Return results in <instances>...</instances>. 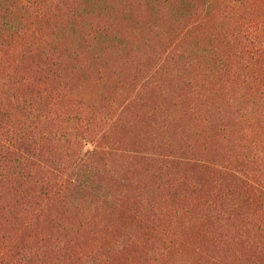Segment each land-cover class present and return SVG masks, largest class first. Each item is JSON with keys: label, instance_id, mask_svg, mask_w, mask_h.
<instances>
[{"label": "trees", "instance_id": "16d2710c", "mask_svg": "<svg viewBox=\"0 0 264 264\" xmlns=\"http://www.w3.org/2000/svg\"><path fill=\"white\" fill-rule=\"evenodd\" d=\"M93 1L0 0V264H111L122 250L264 264V0H99L133 18L188 11L157 63L127 76L124 29ZM107 51L115 91H84L75 75ZM163 71L176 90L138 111Z\"/></svg>", "mask_w": 264, "mask_h": 264}, {"label": "rangeland", "instance_id": "374dc122", "mask_svg": "<svg viewBox=\"0 0 264 264\" xmlns=\"http://www.w3.org/2000/svg\"><path fill=\"white\" fill-rule=\"evenodd\" d=\"M108 2H111V0H108ZM112 2L120 6L122 0H112ZM92 4L94 6H90L89 13H94L93 15H98L101 18L107 16L115 18L117 19L116 22L120 25V27L124 29L123 36H119V46L122 47L120 55L124 57L123 59L125 60L123 61H126V66L122 69L123 72L120 73V75L123 76H127V74L130 73V71H128L127 69L134 67V65L136 64L145 67L155 65L159 59L161 51L168 45V42L171 37H174L178 31V26L176 22L177 18L184 20V18L188 17L187 10L185 11V9L183 8L175 7L172 3H167V6L166 4L163 5L162 3H158L155 9H140L138 10L140 15L136 18H133L127 14L124 15L123 13L119 15L113 10V8L101 10L99 0H94ZM133 29H136L137 31H132ZM200 39H204V34H199L196 32L195 35H193V37L186 43V45H189L190 43L189 46L194 48L193 53L196 55L204 53L202 49V47L204 46V41ZM117 55L118 53L111 55L110 51H107V56L104 63H101L98 60L94 62V64H91V67L85 70H81L75 75L76 78H80V82L83 84L82 89H84V91H94L96 94H101L102 92L110 94L111 91H115L114 85L117 82V75L115 74V69L113 71L112 67L115 65L114 59H116V61H120V59L115 58ZM199 58L200 57H198V59ZM107 61H109V63L111 62V64L107 65L108 67H104V64H106ZM181 63L182 58L177 60L174 59L169 62V67L173 69L172 71H177L176 68L180 66ZM96 69L98 71H101V73H99L98 71H96L95 73ZM131 73H133V70ZM98 76L102 77L97 80L96 78ZM173 76V72L167 73L163 71L162 73H156L155 77L151 78L149 82L147 81V84L145 86L140 87V89H142L141 91L143 92L137 98L139 99L137 100V102L139 101L142 104L140 106H137V103L135 104L136 100L133 101V105L135 104V108L141 112L143 110L145 111L148 106L143 105V103H152L154 100H156V98L158 97V91H167V89L168 91H175L176 89H172L173 86H170ZM134 106H132V110H134ZM143 123H145L144 120ZM140 125L141 122H139L135 126V128L132 129V133L137 132L141 127ZM126 223L127 222L125 221V219H123V222L120 225L126 226L127 230L129 231V237H136L137 233L136 231H134V228H130L129 225H127ZM194 229H197V226L194 227ZM115 239L121 240L122 237L117 235ZM197 243L201 244L200 241H197ZM127 254L128 253H126L125 250H122V252L119 251V253H117L115 259H113V262H111V264L147 263L146 261L148 256H145L142 251L140 252V250H135L134 252L130 251V262L126 261L125 256ZM184 256H186V254ZM155 263L180 264V260L179 257L177 258L174 256H170Z\"/></svg>", "mask_w": 264, "mask_h": 264}]
</instances>
